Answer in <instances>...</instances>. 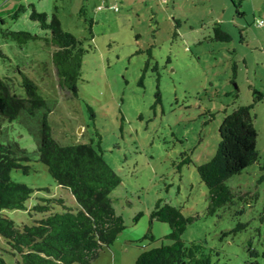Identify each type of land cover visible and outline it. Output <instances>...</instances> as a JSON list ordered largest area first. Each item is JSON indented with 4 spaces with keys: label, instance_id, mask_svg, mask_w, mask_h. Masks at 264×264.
Instances as JSON below:
<instances>
[{
    "label": "rangeland",
    "instance_id": "1",
    "mask_svg": "<svg viewBox=\"0 0 264 264\" xmlns=\"http://www.w3.org/2000/svg\"><path fill=\"white\" fill-rule=\"evenodd\" d=\"M19 5L24 9L14 17ZM31 6L55 13L62 29L88 50L76 96L59 87L53 47L44 40L49 33L29 19ZM238 9L243 14H235L230 0H0V78L17 95H24L21 74L31 79L50 104L54 139L61 145L99 143L121 179L110 198L125 228L90 264H134L142 251L169 243L163 239L168 225L149 223L158 199L196 217L181 238L205 241L219 252V264H264V179L259 171L264 159V0H241ZM215 24L229 33V41L213 39ZM8 30L37 38L18 44L3 36ZM253 89L263 95L251 111L259 157L226 181L236 193L248 192L243 195L247 200L208 214L207 189L196 167L213 157L223 118L259 96ZM22 119L2 122L0 141H16L31 158L27 174L10 173L12 180L34 188L26 207L51 196L65 197L72 205L37 161L35 136ZM187 158L190 162H183ZM3 213L16 225H30L35 217L26 210ZM238 221L246 227L223 235ZM147 233L154 240L143 238ZM248 242L257 256L248 254ZM0 249L4 260L15 264L17 256L3 252L7 244L1 237Z\"/></svg>",
    "mask_w": 264,
    "mask_h": 264
},
{
    "label": "trees",
    "instance_id": "2",
    "mask_svg": "<svg viewBox=\"0 0 264 264\" xmlns=\"http://www.w3.org/2000/svg\"><path fill=\"white\" fill-rule=\"evenodd\" d=\"M235 14L239 11L241 0H230ZM29 19L38 23L41 30L49 33L44 40L53 47L51 62L54 66L59 87L76 96L77 82L80 78L81 63L88 51L82 40L62 29L55 13L48 15L37 12L31 6ZM24 8L18 6L13 15ZM213 39L229 41L231 39L220 24L212 27ZM176 33V32H174ZM4 37L24 44L37 36L27 31H3ZM151 57L150 49H147ZM144 73L141 75L140 81ZM20 86L24 95H17L9 83L0 78V135L2 122H13L23 117V123L35 136L37 161L43 163L49 176L56 182L64 195L73 201L65 202V197L51 196L39 198L29 208V200L34 188L12 180V170H21L27 174L31 158L27 151L14 140L0 141V237L7 244L6 254L15 259V264H90L103 246L113 243L116 236L125 228L121 214L112 204L110 193L120 183L117 172L105 161L97 143H74L61 145L52 136L48 114L50 104L38 92L37 85L21 74ZM253 103L239 105L227 114L219 126V140L213 157L196 167L200 181L208 193L207 212L215 213L219 208L234 206L238 201L246 202L248 192L238 194L226 181L240 174L245 168L257 161L256 130L253 125L254 104L262 99V94ZM160 101L159 90L155 93ZM88 110L93 113L90 108ZM183 162L188 163L187 158ZM260 179H264V159L259 165ZM252 198H256L255 195ZM4 210H26L34 215L32 223L16 225L7 217ZM243 208L236 213H242ZM141 215L138 212L133 221ZM196 217L185 216L181 206H174L158 199L149 213V223H166L169 232L163 239L169 243L142 251L134 264H219V252L207 248L205 241L185 242L181 235L187 224ZM246 227L245 222H237L223 235L236 233ZM143 238L154 240L151 234ZM1 250V249H0ZM248 254L257 256L251 243L246 245ZM264 256V249L262 252ZM0 264H9L0 254ZM245 264H255L246 262Z\"/></svg>",
    "mask_w": 264,
    "mask_h": 264
},
{
    "label": "built area",
    "instance_id": "3",
    "mask_svg": "<svg viewBox=\"0 0 264 264\" xmlns=\"http://www.w3.org/2000/svg\"><path fill=\"white\" fill-rule=\"evenodd\" d=\"M112 8L117 9L116 7H112ZM261 23H262V21L260 20L257 24H261Z\"/></svg>",
    "mask_w": 264,
    "mask_h": 264
}]
</instances>
